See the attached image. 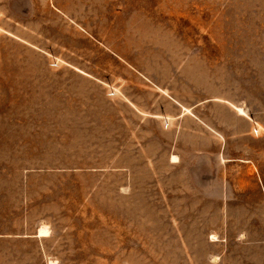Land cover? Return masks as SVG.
<instances>
[{
	"label": "rangeland",
	"instance_id": "374dc122",
	"mask_svg": "<svg viewBox=\"0 0 264 264\" xmlns=\"http://www.w3.org/2000/svg\"><path fill=\"white\" fill-rule=\"evenodd\" d=\"M0 264H264V0H0Z\"/></svg>",
	"mask_w": 264,
	"mask_h": 264
},
{
	"label": "crops",
	"instance_id": "0c3cea01",
	"mask_svg": "<svg viewBox=\"0 0 264 264\" xmlns=\"http://www.w3.org/2000/svg\"><path fill=\"white\" fill-rule=\"evenodd\" d=\"M25 10H26V9H25ZM169 103H170L169 106H170V109H171L170 112H171V113H174V114H175V115H174L175 117H179V116H182V115L184 116V115H185V113L183 114V112H182V108H180V106H177L175 103L170 102V101H169ZM159 111H161V110H159ZM157 115H160V114H156V116H157ZM37 233H38V231L36 232V236H37V237H41V236H38ZM46 237H47V236H46Z\"/></svg>",
	"mask_w": 264,
	"mask_h": 264
},
{
	"label": "bare ground",
	"instance_id": "6f19581e",
	"mask_svg": "<svg viewBox=\"0 0 264 264\" xmlns=\"http://www.w3.org/2000/svg\"><path fill=\"white\" fill-rule=\"evenodd\" d=\"M47 232H48V230H47L45 227H42V228L39 230L38 234H39L40 236H45V235L48 234Z\"/></svg>",
	"mask_w": 264,
	"mask_h": 264
}]
</instances>
